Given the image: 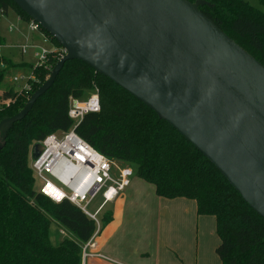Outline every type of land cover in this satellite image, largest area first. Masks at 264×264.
I'll use <instances>...</instances> for the list:
<instances>
[{
    "label": "trees",
    "instance_id": "16d2710c",
    "mask_svg": "<svg viewBox=\"0 0 264 264\" xmlns=\"http://www.w3.org/2000/svg\"><path fill=\"white\" fill-rule=\"evenodd\" d=\"M188 1L197 3L207 18L264 66V11L246 0ZM258 1L264 6V0ZM8 9L32 21L13 0H0V12ZM39 30L63 48L40 25ZM57 61V52H51L49 62ZM15 65L0 55V88ZM33 70L35 78L28 81V88L1 92L0 121L19 112L49 76L43 66ZM93 84L100 110L87 113L75 132L107 157L135 166L136 176L153 184L158 196L192 199L198 215L214 216L220 264H264V217L151 106L74 58L64 62L28 114L15 121L5 137L0 132V264H82V248L94 234L95 222L71 202L55 203L35 189L30 148L48 134L73 126L69 97H82ZM110 218L105 213L101 220L106 223ZM52 222L67 234L58 244L50 239Z\"/></svg>",
    "mask_w": 264,
    "mask_h": 264
},
{
    "label": "water",
    "instance_id": "95a60500",
    "mask_svg": "<svg viewBox=\"0 0 264 264\" xmlns=\"http://www.w3.org/2000/svg\"><path fill=\"white\" fill-rule=\"evenodd\" d=\"M65 49L6 136L65 61L92 65L151 106L264 217V66L188 0H13ZM35 142L31 158L41 153Z\"/></svg>",
    "mask_w": 264,
    "mask_h": 264
},
{
    "label": "crops",
    "instance_id": "0c3cea01",
    "mask_svg": "<svg viewBox=\"0 0 264 264\" xmlns=\"http://www.w3.org/2000/svg\"><path fill=\"white\" fill-rule=\"evenodd\" d=\"M8 10L2 14H7ZM16 16L17 25L20 31H23L20 24L25 20L21 19L17 13ZM28 29L31 32L28 37L32 39H40L42 36L37 37L33 33L36 31L31 30L30 27ZM43 38L46 39L44 35ZM43 38L41 40L45 43L46 40ZM0 41L1 46L3 44L1 39ZM26 45L35 46V44ZM144 183L141 178L132 177L124 191L115 200L106 204L109 206L106 213H109L111 218L106 223L100 220L102 224L99 229L95 230L87 241H91L94 245L86 247L85 251L88 255L85 257H83L85 244L83 245L82 264H188L193 258L196 262L200 255L199 224L208 219L209 223H214L215 227L214 216L198 215L196 203L192 199L160 197L156 194L153 184L148 187ZM128 207L131 208L128 217H133L139 223H141L139 215L141 209L155 212V230L136 229V221L126 218ZM194 224H196V230ZM60 231L67 236L63 230ZM142 234L145 235L144 238ZM219 242L220 240L215 245L214 251Z\"/></svg>",
    "mask_w": 264,
    "mask_h": 264
},
{
    "label": "built area",
    "instance_id": "2783aa9c",
    "mask_svg": "<svg viewBox=\"0 0 264 264\" xmlns=\"http://www.w3.org/2000/svg\"><path fill=\"white\" fill-rule=\"evenodd\" d=\"M29 27L34 31L39 30V24L33 20L29 22ZM27 47L28 45L22 46V52H26ZM40 49V53H35L39 60L38 65L43 66L47 71H51L53 67L49 62L51 52H57L58 60L66 53L63 48ZM22 78L29 80V77L22 75L14 77L13 80ZM99 110L100 100L97 89L85 98L70 96L68 116L73 126L65 132L51 133L43 140L37 141L42 151L37 158L30 160V168L35 178L41 182L39 192L55 203L67 200L79 207L95 222L96 231L100 227L98 213L105 204L115 200L124 191L135 173L129 165L107 157L75 132L74 127L87 113ZM99 194L102 196V201L91 213L88 206ZM90 245L94 244L91 241L85 243L83 257L88 255L85 250Z\"/></svg>",
    "mask_w": 264,
    "mask_h": 264
},
{
    "label": "rangeland",
    "instance_id": "374dc122",
    "mask_svg": "<svg viewBox=\"0 0 264 264\" xmlns=\"http://www.w3.org/2000/svg\"><path fill=\"white\" fill-rule=\"evenodd\" d=\"M248 1L253 7L264 11V6L258 1V0H246ZM16 13L15 10L9 9L7 14H2L0 12V39L2 40V44L0 46V55L7 59H11L16 65L11 68L10 72L5 76L1 88H0V94L5 89H13L15 91H19L25 86L29 87V80L35 78V71L33 70V67L39 64L38 57H36L35 53H40V48H45L46 50H52L56 47V45L48 39L43 38V34L40 30L33 32L35 33V36L40 37V39H32L30 36V29L29 23L25 21L24 23L20 24V26L23 27V31H20L19 25H17L16 22ZM46 40L45 43L42 42V39ZM26 44H35V47H27V50L25 53H22L21 47ZM40 47V48H39ZM51 65H53L51 63ZM54 66V65H53ZM50 71L46 70V74L49 75ZM45 74V75H46ZM24 76L29 77L26 81L25 78L18 79L17 81L13 80V77L18 76ZM26 87V88H27ZM95 89L98 90L97 86L95 84L92 85V88L87 90L84 95L81 98L87 97L90 93H92ZM31 157V154H30ZM118 162V161H117ZM121 163V162H118ZM124 164V162L122 163ZM126 164V163H125ZM128 165V164H127ZM130 166V165H129ZM133 171L135 172V166H130ZM134 176L136 174L134 173ZM146 186L150 187L152 184L144 181ZM35 189L37 191L41 188V182L35 178L34 183ZM102 201V196L99 194L93 202L88 206L89 212L93 213L97 206ZM130 207L127 208V217L128 220L136 221V229L138 230H155L156 226V219H155V212L153 213L151 210L147 211V209H141L139 211L140 220L141 223H139L137 220H134L133 217L130 218L128 215H130L128 212H130ZM109 210V206L105 204V206L102 208V210L98 213V218L101 220L103 215ZM138 222V223H137ZM210 221L208 219H205V221L201 222L199 224V230H201L200 233V246H199V252L200 255L198 257V262L194 261V258L189 261L188 264H218L219 260L218 257L214 251L215 245L218 243V236L215 232L214 223H209ZM102 224V222H100ZM194 229L196 230V224H194ZM50 239L53 244H58L66 235L61 233V229L58 227V225L55 222H52L50 226ZM204 230V231H202ZM144 234H142V238H144Z\"/></svg>",
    "mask_w": 264,
    "mask_h": 264
}]
</instances>
